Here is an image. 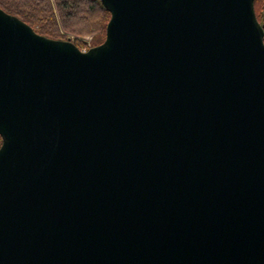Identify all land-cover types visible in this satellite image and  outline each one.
<instances>
[{
	"label": "water",
	"instance_id": "95a60500",
	"mask_svg": "<svg viewBox=\"0 0 264 264\" xmlns=\"http://www.w3.org/2000/svg\"><path fill=\"white\" fill-rule=\"evenodd\" d=\"M84 51L0 8V264H264L255 0H100Z\"/></svg>",
	"mask_w": 264,
	"mask_h": 264
},
{
	"label": "trees",
	"instance_id": "16d2710c",
	"mask_svg": "<svg viewBox=\"0 0 264 264\" xmlns=\"http://www.w3.org/2000/svg\"><path fill=\"white\" fill-rule=\"evenodd\" d=\"M0 8L17 16L41 35L53 39H67V33L79 39L92 36L94 46L105 40L111 18L100 0H0ZM255 11L264 25V0H255Z\"/></svg>",
	"mask_w": 264,
	"mask_h": 264
},
{
	"label": "rangeland",
	"instance_id": "374dc122",
	"mask_svg": "<svg viewBox=\"0 0 264 264\" xmlns=\"http://www.w3.org/2000/svg\"><path fill=\"white\" fill-rule=\"evenodd\" d=\"M67 35H68V38L67 39H71L75 43L77 42L79 44L80 49H82L84 51H86L90 47L94 46L93 45V38H92V36H85L82 39H79V37H77L74 34L67 33ZM64 40H66V39H64ZM78 40H81V41H78Z\"/></svg>",
	"mask_w": 264,
	"mask_h": 264
}]
</instances>
